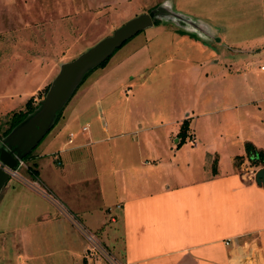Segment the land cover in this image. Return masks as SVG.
Masks as SVG:
<instances>
[{"label": "crops", "instance_id": "obj_1", "mask_svg": "<svg viewBox=\"0 0 264 264\" xmlns=\"http://www.w3.org/2000/svg\"><path fill=\"white\" fill-rule=\"evenodd\" d=\"M162 3L185 24L162 21L178 26L184 36L194 35L196 53L206 51L200 61H187L185 71L199 77V66H213L211 76L199 77L202 87L198 89L200 81L190 94L201 96L194 107L230 105L234 98L255 95L253 102L247 99L220 110L245 109L239 123H246L254 110L251 125L238 130L227 152L217 155V163L212 161L214 172L205 171L204 148L186 149L176 137L189 117L177 99L184 70L168 72L163 66L170 58L158 63L151 59L145 70L149 80L137 81L134 75L125 88L127 79L113 75L107 87L106 65L96 80L87 78L79 85L59 120L32 150L35 176L9 178L2 188L0 264H44L41 258L58 256L68 258L65 264H108L98 254H87L88 243L75 222L95 233L120 264H241L252 244L260 247L264 263V186L241 177L249 162L244 144L264 150V111L255 107L264 103V93L230 88L233 75L215 54L218 46L229 44L248 49L254 45L252 52L264 54V0ZM238 31L253 33L231 41L228 33ZM33 46L7 56L3 64L8 67L2 69L7 76L0 90V118L25 111L29 100L37 105L39 93L59 72L52 66L57 60L50 62ZM58 62L60 69L63 62ZM169 93L176 99L167 104ZM150 122L155 124L148 126ZM210 151L218 153L215 148ZM184 161L196 163L197 169L178 172Z\"/></svg>", "mask_w": 264, "mask_h": 264}, {"label": "rangeland", "instance_id": "obj_2", "mask_svg": "<svg viewBox=\"0 0 264 264\" xmlns=\"http://www.w3.org/2000/svg\"><path fill=\"white\" fill-rule=\"evenodd\" d=\"M162 2L163 0H0V90L6 87L4 84H6L7 75L2 69L8 67L3 65L7 56L14 55V53L21 54V51L26 50L27 46L34 45L33 49L37 52L41 51L43 55L45 53L50 62L57 60L52 65L57 73L59 70L58 61L61 63L72 62L100 40L111 36L129 20L154 11L156 14V10L160 9ZM178 20H174V24H185V21ZM156 21L158 22L155 23ZM173 25L156 18L153 20L152 26L145 28L129 39L119 50L117 49L118 51L111 57L104 71L102 69L93 71L86 81L92 82L103 72L108 71L107 77L110 84L108 81L107 87L111 86V79L114 75L120 80L127 79L125 81L126 88L134 75V79L137 81H142L143 77L149 80V73L145 70H148L151 59H153L151 61H163L170 58L171 60L163 67H166L168 72L177 70L179 73L184 70L179 74L178 83L180 85H178L181 87V95L177 99L181 98V102L178 101V106H182L183 112L189 113V117L185 118L186 122L182 123V125L188 126L189 131L182 141L180 139L179 145L182 142L181 144L185 145L186 149L197 148V146L204 148L201 151L204 154L202 156L203 169L214 172V169L211 168L212 161L217 163V155L222 151L227 152L230 141L235 138L237 131L247 124L249 127L253 121L251 116L255 114V111L252 110L247 116L248 121L245 123L242 120L239 123L237 118H244L245 109H242V113L220 110L228 106L233 108L239 106L247 99L249 103L253 102L252 100H256L258 96L249 95L247 99L241 101L234 98L229 101L230 105L217 106L215 103L214 107H194L201 96L197 99L190 94L200 86V81L201 86L198 89L202 87L203 80L202 78L200 80L199 77H204V74L211 76L210 69H213V66L212 64H207L206 67L199 66V77L198 74L195 76L194 73L185 71L189 63L187 61H191V63L197 59L200 61L206 51L196 53L194 35L184 36L185 32ZM259 29L261 30V25L258 26L257 33L260 32ZM251 33L253 32L238 31L237 33L229 32L228 35L231 37V41H235V36L244 39ZM262 43L264 46V41ZM229 45L228 47L220 45L215 50L221 67L233 75L229 80L231 83L229 87L251 90L255 93L259 89L264 91V71L260 70V67L264 66V54L252 52L254 45L249 47L250 49L236 44ZM127 58L129 60H126ZM139 69H142L143 72L138 73ZM217 79L216 82L219 81ZM224 86L227 85L224 84ZM43 91L39 93L41 100L45 94ZM263 91L262 93H264ZM170 94L167 104L176 99ZM255 107L257 110L264 111V103L255 105ZM205 113L207 115H204ZM9 118L8 115L0 118V135L8 127L6 121ZM149 124L155 123L150 122L147 125L149 126ZM176 137L180 138L178 135ZM192 138L194 144L190 142ZM213 148L218 153L210 151ZM34 154H36V150L33 151L31 158L26 160L28 167L35 165ZM195 168L196 163L188 165L184 161L182 165H178L177 170L183 173V170L194 171ZM199 168L201 169V162L198 164ZM25 170L18 171L21 177H28ZM11 180L14 181L12 178ZM98 257L101 258L100 255ZM45 258H41L44 264H54L52 263L54 261H57L58 264H65L66 259L68 260L67 257L62 256H58L56 260L54 257Z\"/></svg>", "mask_w": 264, "mask_h": 264}, {"label": "water", "instance_id": "obj_3", "mask_svg": "<svg viewBox=\"0 0 264 264\" xmlns=\"http://www.w3.org/2000/svg\"><path fill=\"white\" fill-rule=\"evenodd\" d=\"M159 8L155 9L156 14L154 11L129 20L111 36L100 40L77 59L63 63L38 108L0 140L2 165L15 170L18 161L24 159L52 128L58 114L82 83L84 77L109 59L126 41L152 26L156 18L185 21L183 17L171 12L165 3ZM187 23L198 25L192 21H187ZM8 179V174L0 168V192ZM255 180L257 185L264 186V168L256 173Z\"/></svg>", "mask_w": 264, "mask_h": 264}, {"label": "built area", "instance_id": "obj_4", "mask_svg": "<svg viewBox=\"0 0 264 264\" xmlns=\"http://www.w3.org/2000/svg\"><path fill=\"white\" fill-rule=\"evenodd\" d=\"M260 70L264 71V66H261ZM83 130H86V128H84ZM69 136L71 138L73 136V134H70ZM70 142L71 141L69 139V143ZM190 142H192V144H194L193 138L190 139ZM0 168L8 174L9 178L17 179L20 181H22L23 179L18 172L19 169H21V168L27 169L24 161H22V160L18 161L17 168L15 170L9 169L8 167L2 165L1 162H0ZM241 172H242L241 177L244 181L254 182L257 171H256V167L251 166L250 161L247 163L246 166H244L242 168ZM74 224L81 231L83 237L85 238L86 242L88 243L87 254L89 256H92L93 254H98V255L102 256L108 262V264H120L117 260H115L113 257H111L105 251V249L101 246V244L97 240L95 233L87 231L86 229L81 227L76 222ZM227 243H229V242H226V244ZM240 263L241 264H264L263 260H262L260 247H258L256 244H252V246L249 247L248 250H246L245 257H243L242 260L240 259Z\"/></svg>", "mask_w": 264, "mask_h": 264}, {"label": "trees", "instance_id": "obj_5", "mask_svg": "<svg viewBox=\"0 0 264 264\" xmlns=\"http://www.w3.org/2000/svg\"><path fill=\"white\" fill-rule=\"evenodd\" d=\"M158 21H156L155 23H157ZM127 43V41L122 45V47ZM119 50V49H118ZM116 50V51H118ZM115 51V53H116ZM114 53V54H115ZM113 54V55H114ZM112 55V56H113ZM111 56V57H112ZM111 57L109 59H107L104 63H102L101 65H99L97 68H95L94 70L90 71L83 79L81 85L85 82V80L88 78V76L95 70L97 69H102L104 68L109 60L111 59ZM80 85V86H81ZM79 86V87H80ZM48 87L47 86L45 89H44V93L47 92L48 90ZM78 87V88H79ZM77 88V90H78ZM76 90V91H77ZM75 91V93H76ZM74 93V94H75ZM73 94V95H74ZM45 95V94H44ZM41 102V101H40ZM39 102V103H40ZM39 103H37V105H34L32 103V100H29L27 103H26V108H25V111H20V112H15V113H11L10 115V118L6 121V123L8 124V127L1 133L0 135V140L5 137L13 128H15L16 126H18L19 124H21L29 115H31L39 106ZM61 114L62 112H60L56 118V121L57 122L59 120V118L61 117ZM186 129H187V126L186 124L182 125L181 127V130L179 132V136H180V139L181 141L184 139V137H186ZM182 143V142H180ZM33 152V151H32ZM32 152L24 159V161L26 162V160H28L29 158H31V155H32ZM245 153H246V157L248 158V160L250 161V164L251 166L253 167H264V150H258L256 148H254L250 143H246L245 144ZM35 167V165H34ZM34 167H28V174L33 177L35 176L36 174V171L34 169Z\"/></svg>", "mask_w": 264, "mask_h": 264}]
</instances>
